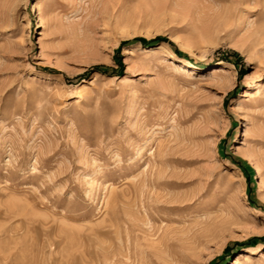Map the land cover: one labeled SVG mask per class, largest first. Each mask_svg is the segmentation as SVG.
<instances>
[{
    "label": "rangeland",
    "instance_id": "rangeland-1",
    "mask_svg": "<svg viewBox=\"0 0 264 264\" xmlns=\"http://www.w3.org/2000/svg\"><path fill=\"white\" fill-rule=\"evenodd\" d=\"M237 258L264 264V0H0V264Z\"/></svg>",
    "mask_w": 264,
    "mask_h": 264
},
{
    "label": "bare ground",
    "instance_id": "bare-ground-1",
    "mask_svg": "<svg viewBox=\"0 0 264 264\" xmlns=\"http://www.w3.org/2000/svg\"><path fill=\"white\" fill-rule=\"evenodd\" d=\"M241 153H242V152H241ZM171 208H172V209H176V208H180V207H178V206H172ZM242 256H243V255H242ZM243 258H244V260H245L246 262H249V261L252 260L250 254H245V255L243 256ZM240 262H241V261H240V258H237L235 264H236V263H240Z\"/></svg>",
    "mask_w": 264,
    "mask_h": 264
}]
</instances>
